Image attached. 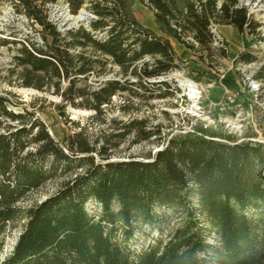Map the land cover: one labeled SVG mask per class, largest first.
Masks as SVG:
<instances>
[{
	"label": "trees",
	"instance_id": "16d2710c",
	"mask_svg": "<svg viewBox=\"0 0 264 264\" xmlns=\"http://www.w3.org/2000/svg\"><path fill=\"white\" fill-rule=\"evenodd\" d=\"M11 1L39 27L42 42L13 40L20 47L9 72L19 86L60 98L54 106L64 122L58 139L38 112L15 111L0 95V254L8 229L25 222L0 264H264V144L195 135L166 140L135 115L136 99H167L172 86L157 80L186 67L172 40L212 68L229 57L215 26L260 34L250 7L240 0H140L154 12L158 34L134 16L135 0H62L72 15H90L63 29L50 16L61 0ZM256 61L251 53L237 59ZM255 78L264 80V64ZM69 108L93 112L91 120L105 126L95 131L72 120ZM129 138L161 147L121 158ZM51 183L53 193L29 203ZM92 202L99 216L89 213ZM157 209L172 210L181 222L165 238L167 216ZM145 227L161 238L131 251L129 242Z\"/></svg>",
	"mask_w": 264,
	"mask_h": 264
},
{
	"label": "rangeland",
	"instance_id": "374dc122",
	"mask_svg": "<svg viewBox=\"0 0 264 264\" xmlns=\"http://www.w3.org/2000/svg\"><path fill=\"white\" fill-rule=\"evenodd\" d=\"M242 2L250 7L254 18L261 24L259 35L252 36L247 32L241 34L230 26H215L214 33L227 44L229 57L212 62V68L194 58V55H189V59H185L184 53L188 49L182 45L184 51H179L180 43L174 40L176 52L185 62L186 67L165 76L166 81L172 86L170 90L172 95L164 100H153L149 104L141 99L135 100L139 105L136 117L148 118L150 126H158L166 140L175 136L195 135L230 144L249 142L264 144V80L255 78L264 64V1ZM131 11L142 25L161 34L155 22L154 12L146 4L135 0L132 2ZM81 12L72 15L68 6L61 0L51 6L50 16L63 29L87 23L89 13L85 10L84 19L80 21ZM4 39L10 43L2 44L0 41V95L10 98L18 106L9 105L15 111L27 108L38 112L47 122L54 137L59 139L60 127L64 119L55 109L54 104L60 103V98L19 86L16 75H11L9 72L14 68L13 56L20 47L12 44L13 40L42 42L39 27L32 26L24 15L18 14L11 0H0V40ZM242 53L253 54L257 61L251 64L237 62ZM188 82L196 85L198 95H190L186 87ZM121 102V99L115 100V104ZM115 108L113 113L116 115ZM66 116L72 120L92 124L95 131L105 126L99 120H91L94 116L93 112L69 108ZM124 119L128 120V116L125 115ZM132 141L133 139L129 138L122 145L119 157L143 156L150 151L155 153L161 147L147 142L135 145ZM55 189L56 184H48L42 190L34 192L29 198V203L43 200ZM87 208L94 216L101 214V207L94 202L88 204ZM157 211L159 215L166 213L167 216L163 236L165 238L181 222L176 220V214L170 209H157ZM200 222L208 234V241L216 243L215 231L211 229L209 223L204 219ZM24 223L21 221L8 229L0 261L13 251ZM160 238L159 232L145 227L136 233L129 242L128 248L139 253L156 245Z\"/></svg>",
	"mask_w": 264,
	"mask_h": 264
},
{
	"label": "bare ground",
	"instance_id": "6f19581e",
	"mask_svg": "<svg viewBox=\"0 0 264 264\" xmlns=\"http://www.w3.org/2000/svg\"><path fill=\"white\" fill-rule=\"evenodd\" d=\"M186 87L188 88L191 96H196V95L199 94L198 91H197L196 85L194 83L188 82L186 84Z\"/></svg>",
	"mask_w": 264,
	"mask_h": 264
},
{
	"label": "crops",
	"instance_id": "0c3cea01",
	"mask_svg": "<svg viewBox=\"0 0 264 264\" xmlns=\"http://www.w3.org/2000/svg\"><path fill=\"white\" fill-rule=\"evenodd\" d=\"M155 31V30H154ZM174 40H172V44H173V46H174V48H175V45H174V42H173ZM179 51H184L183 50V48H182V44H179ZM186 50V49H185ZM175 51H176V48H175ZM188 51V52H187ZM177 53V52H176ZM192 52L190 51V50H186V53H184V56L186 57L185 59H189V55H193V53L191 54ZM179 56V55H178ZM194 58H196L195 56H194ZM181 59V58H180ZM182 60V59H181Z\"/></svg>",
	"mask_w": 264,
	"mask_h": 264
},
{
	"label": "water",
	"instance_id": "95a60500",
	"mask_svg": "<svg viewBox=\"0 0 264 264\" xmlns=\"http://www.w3.org/2000/svg\"><path fill=\"white\" fill-rule=\"evenodd\" d=\"M240 1H244V0H240ZM86 14V12H82L81 13V16L79 17V20L80 21H82L84 18H83V15H85ZM160 81H166V77L165 76H162V77H160L158 80H157V82H160Z\"/></svg>",
	"mask_w": 264,
	"mask_h": 264
}]
</instances>
